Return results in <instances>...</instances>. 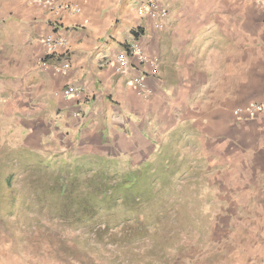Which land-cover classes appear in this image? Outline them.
Instances as JSON below:
<instances>
[{"label": "crops", "instance_id": "1", "mask_svg": "<svg viewBox=\"0 0 264 264\" xmlns=\"http://www.w3.org/2000/svg\"><path fill=\"white\" fill-rule=\"evenodd\" d=\"M42 1L0 0V106L22 150L133 160L168 137L220 167L213 194L229 192L231 220L256 216L264 241V120L242 112L264 98V0H160L161 28L139 13L148 0H58L79 13ZM47 38L67 45L53 54ZM63 60L71 68L56 72ZM140 77L142 93L130 85ZM70 85L81 94L65 97ZM12 248L0 240V264ZM259 251L247 264H264Z\"/></svg>", "mask_w": 264, "mask_h": 264}, {"label": "rangeland", "instance_id": "2", "mask_svg": "<svg viewBox=\"0 0 264 264\" xmlns=\"http://www.w3.org/2000/svg\"><path fill=\"white\" fill-rule=\"evenodd\" d=\"M10 131L0 106V240L13 247V264L260 259L263 237L249 227L256 216L228 217L229 192L215 196L218 180L209 179L220 167L204 151L176 150L167 137L146 158L62 159L22 150Z\"/></svg>", "mask_w": 264, "mask_h": 264}, {"label": "built area", "instance_id": "3", "mask_svg": "<svg viewBox=\"0 0 264 264\" xmlns=\"http://www.w3.org/2000/svg\"><path fill=\"white\" fill-rule=\"evenodd\" d=\"M44 5L51 8L55 12H71V13H79L80 9L78 6L73 5L71 3L59 2L58 0H43ZM139 13L145 17H150L151 19L156 20L157 27L161 28L163 26V22L167 19L168 13L165 11L160 3V0H148L144 4H142L139 8ZM43 43L48 47V49L54 54L60 46L67 45L66 41L58 39L53 40L51 38L43 39ZM138 53L137 46L134 45L127 49L125 52L119 55V71H125L129 67V54ZM54 56V55H51ZM142 59H144L142 57ZM44 66L48 65V61H42ZM71 68V65L68 61L63 60L60 64H56L54 69L56 72H65ZM151 74L156 76L158 74L157 69H153ZM130 85L135 87L141 93L145 92L144 80L142 77L134 79ZM82 88L77 86H68L64 90L65 97H77L81 94ZM248 115L249 118H258L264 120V98L260 101H256L251 103L248 108L244 111ZM241 111H237V115L242 113Z\"/></svg>", "mask_w": 264, "mask_h": 264}, {"label": "trees", "instance_id": "4", "mask_svg": "<svg viewBox=\"0 0 264 264\" xmlns=\"http://www.w3.org/2000/svg\"><path fill=\"white\" fill-rule=\"evenodd\" d=\"M49 58H47L46 60H48Z\"/></svg>", "mask_w": 264, "mask_h": 264}]
</instances>
